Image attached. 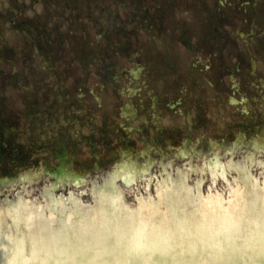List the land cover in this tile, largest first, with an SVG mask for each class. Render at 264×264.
Here are the masks:
<instances>
[{"label": "flooded vegetation", "instance_id": "obj_1", "mask_svg": "<svg viewBox=\"0 0 264 264\" xmlns=\"http://www.w3.org/2000/svg\"><path fill=\"white\" fill-rule=\"evenodd\" d=\"M16 1L0 0V205L43 201L49 189L96 193L114 184L94 179L102 168L131 173L135 160L160 187L177 170L195 173L211 141L232 156L239 132H264V0ZM38 4L48 7L39 18ZM44 52L61 74L47 95L36 87L52 80L37 65ZM141 78L139 107L120 102ZM60 115L69 122L50 127Z\"/></svg>", "mask_w": 264, "mask_h": 264}, {"label": "water", "instance_id": "obj_2", "mask_svg": "<svg viewBox=\"0 0 264 264\" xmlns=\"http://www.w3.org/2000/svg\"><path fill=\"white\" fill-rule=\"evenodd\" d=\"M234 143L239 151L252 144V154L238 153L241 163L233 160L211 171L205 191L200 172L192 186L183 184L191 173L184 180L168 176L162 188L174 186L171 194L153 200L147 198L149 185L134 191L128 181L122 186L131 205L127 210V200L114 201L109 188H100L87 210L79 201L70 203L76 222L69 227L44 216L49 208H62L58 201L32 211L35 215L28 212L36 205L29 199L32 206L0 211V264H264V155L253 157L264 151V136L237 135ZM199 153L202 162L211 163L217 150L210 143ZM254 166L259 184L250 174ZM86 189L72 191L81 195ZM95 202L100 204L92 207ZM31 227L34 233L28 235ZM3 245L11 250L2 251Z\"/></svg>", "mask_w": 264, "mask_h": 264}, {"label": "rangeland", "instance_id": "obj_3", "mask_svg": "<svg viewBox=\"0 0 264 264\" xmlns=\"http://www.w3.org/2000/svg\"><path fill=\"white\" fill-rule=\"evenodd\" d=\"M74 6L75 5H73L72 8L76 7V6L75 7ZM70 7H71V5H70ZM116 7H117L118 10L115 9V8H112L110 10V13H111L112 16L114 15V12L121 11L119 9L120 7H118V6H116ZM37 10H40V8H37ZM53 16L56 17V18H59V11H54ZM84 60L85 59H83L81 61H84ZM58 62H59L58 59L53 60V55H51L50 53L48 54L47 52H44L41 55V58L38 61L39 64L37 63L38 67H39V65L42 67V72L45 73V77H52L51 81H46L45 83H37L36 84L37 88H41V89L46 88L45 95H47V91L51 89V86L55 85V87H54V89H55L56 85L58 86L60 84L59 83L60 78H58V75H61V74L59 73V71L57 69ZM0 63H3L1 59H0ZM170 65H171L172 68H174L175 66L178 67V63L175 64V62L170 63ZM59 70L61 71V69H59ZM125 83H126V81H123V85ZM94 85H95V80L93 79V81L92 80L90 81V88L92 89L94 87ZM257 89L259 90V92L263 93L262 95H263V99H264V81L260 82V84L257 86ZM59 90L61 91L60 88H59ZM54 96H57L56 92L54 93ZM45 122L48 123V121H46V120H45ZM48 124L50 126L55 125V124L63 126L64 121L62 120V117L60 115V121L59 120H55V119H51ZM257 130L258 129H255V130H252V131L246 132V133H243V131H241V132H239L238 135H256L257 134ZM256 136H258V135H256Z\"/></svg>", "mask_w": 264, "mask_h": 264}, {"label": "bare ground", "instance_id": "obj_4", "mask_svg": "<svg viewBox=\"0 0 264 264\" xmlns=\"http://www.w3.org/2000/svg\"><path fill=\"white\" fill-rule=\"evenodd\" d=\"M260 136H264V132L262 131L261 135Z\"/></svg>", "mask_w": 264, "mask_h": 264}]
</instances>
